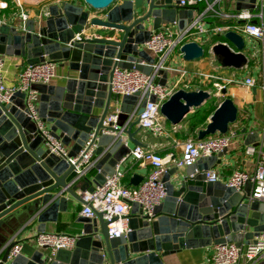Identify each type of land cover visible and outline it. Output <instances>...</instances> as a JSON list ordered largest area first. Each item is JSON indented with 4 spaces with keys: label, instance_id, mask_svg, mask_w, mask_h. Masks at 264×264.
I'll list each match as a JSON object with an SVG mask.
<instances>
[{
    "label": "water",
    "instance_id": "water-1",
    "mask_svg": "<svg viewBox=\"0 0 264 264\" xmlns=\"http://www.w3.org/2000/svg\"><path fill=\"white\" fill-rule=\"evenodd\" d=\"M236 1L237 10L253 9L256 3ZM119 2L49 0L37 17L25 24L0 26V55L26 58L28 65L48 59L61 67L68 66L69 74L60 86L32 87L40 93L39 116L65 146L74 144L69 158H76L92 140L97 159L94 178H90L92 169L80 180L74 165L46 149L41 132L26 111L25 93L18 92L9 103H0V230L8 229L28 213L39 223V233L47 232V224L57 223L59 213L68 211L69 198L86 204L81 193L93 191L92 185L104 184L106 177L115 173L117 165L132 151L129 140L142 146L132 137L137 121H130L134 111L141 114L148 103L145 99L139 104L140 94L123 97L117 122L105 125L114 108V71L136 69L150 75L152 68L141 62L155 63L143 49L152 30L177 23L183 32L194 22V11L179 9L180 0ZM45 8L48 15L43 12ZM85 30L91 38L76 41V35ZM225 40L236 51L218 43L212 48L213 56L222 69L244 72L249 61L243 37L228 32ZM181 52L188 62L205 57L204 48L197 42L185 44ZM160 75V84L167 86L169 72L161 71ZM221 92L227 98L216 106L209 123L198 132L200 140L227 134L238 120V107L228 97L227 89ZM213 98L205 90L181 89L163 104L161 114L177 126ZM96 109L100 113H95ZM213 158L188 167L185 177L178 178L175 184L169 182L167 172V198L155 210L156 220L140 218V209L134 205L131 232L125 236L110 238L108 222L98 213L96 219L80 220L84 226L74 249L59 250L54 256L38 250L30 258L21 254L11 258L15 245L11 243L3 250L0 264H164V258L184 249L250 244L264 232V203L251 201L249 192L242 194L223 183H207L204 172L213 165ZM179 171L173 168L171 176L180 175ZM147 172L145 169L134 175L131 184L139 186Z\"/></svg>",
    "mask_w": 264,
    "mask_h": 264
},
{
    "label": "built area",
    "instance_id": "built-area-1",
    "mask_svg": "<svg viewBox=\"0 0 264 264\" xmlns=\"http://www.w3.org/2000/svg\"><path fill=\"white\" fill-rule=\"evenodd\" d=\"M150 2L151 0H145ZM224 0H180L179 6L183 9L193 10L198 13L194 22L183 32L178 30L177 23L163 25L157 30H152L150 39L143 45V49L155 60L154 64L145 61L141 65L152 68V73L147 75L136 69L117 68L113 74L111 88L113 92L114 108L108 113L105 125L116 123L120 114L121 99L125 96L140 94L141 104L145 99L148 103L141 114L137 110L131 115L130 121H137V126L151 133L155 137H163L166 134V119L161 114V107L177 91L183 89L190 91L192 77L187 72L178 70L180 79L174 87L162 86L159 79L161 71H175L168 65L170 56L175 52H181V48L191 42H197L204 48L205 54L211 56L212 48L218 43L227 44L232 51L236 49L225 40L228 32H235L245 41L244 54L249 64L245 69L246 76L240 81L237 77L222 79L220 76L201 74L199 78L204 81L218 80L225 85L240 82L247 89H253L257 85V79L250 75L256 71L263 77L262 90L264 91V0H256L253 9H244L237 12H225L220 9ZM204 6L203 11L199 10ZM48 15V12H44ZM22 22L29 20L28 14L22 15ZM91 38L85 30L77 34L75 40ZM6 58L0 55V103H9L18 92L26 94V111L33 120L44 138L46 149L53 155L67 159L76 167L79 179L82 180L94 167L93 157L95 146L90 140L84 150L76 157L69 158V151L64 143L52 135L49 127L40 118L38 104L40 95L32 87L34 85H50L56 78L59 63L45 60L34 65H27L19 75L17 86H9L5 77ZM191 78V79H190ZM238 80V81H237ZM218 87V91L227 89V86ZM210 92V91H208ZM212 93V92H210ZM213 94V93H212ZM151 97L155 101H150ZM237 136L236 128H229L227 134H216L205 139L189 138L181 144L180 157L173 153L165 156L155 151L136 146L129 155L117 165L115 173L106 177L104 184L95 186L93 191L81 193L84 204L83 215L89 219H96L97 214L103 215L108 222L110 238H120L131 232L130 220L132 209L137 205L140 212L137 215L147 222L156 220L155 210L163 204L167 198V188L163 182V176L170 168L183 170L198 163V161L223 153L227 150L233 139ZM256 153L254 147L247 149L248 155ZM130 160L140 162L147 167V174L143 182L137 187L125 184L127 165ZM207 183H223L229 188L242 192L244 187L252 183L253 189L250 195L251 201L264 203V161L251 175L244 171H235L224 179L217 169H209L204 172ZM78 236L68 233L45 232L38 233L32 239V243L39 250H46L54 256L59 250H72L75 248ZM23 245L15 244L10 257L21 254ZM264 263V232L260 233L254 242L250 244L225 243L214 247L208 257V264H261Z\"/></svg>",
    "mask_w": 264,
    "mask_h": 264
},
{
    "label": "crops",
    "instance_id": "crops-1",
    "mask_svg": "<svg viewBox=\"0 0 264 264\" xmlns=\"http://www.w3.org/2000/svg\"><path fill=\"white\" fill-rule=\"evenodd\" d=\"M48 1L49 0H0V26L15 22L23 23L21 19L23 14H28L29 20L36 18L38 11L44 8V5ZM123 1L125 0H120L119 3L121 4ZM243 3L245 5H254L253 0H244ZM173 6H176L175 2ZM219 7L225 12L233 13L239 11L237 10L236 0H224ZM179 9L183 8L179 6ZM43 12H47V8H45ZM197 16L198 13H194L195 19ZM4 57L6 58L5 77L7 84L9 86H17L19 83L20 71L28 65L27 60L26 58L18 56L5 55ZM168 65L174 67L176 70L169 72L167 86L171 88L174 87L181 77L179 71L182 70L192 77L193 82L192 84L190 83V91H210V86H215L214 84L220 83L218 80L204 81L199 78L201 74L220 76L224 80L237 77L240 81L247 75L245 71L239 72L236 70L222 69L216 58L209 53H206L205 57L200 60L188 62L179 51H175L170 56ZM68 74V66L61 67L59 64L56 71V78L48 86H60L67 78ZM250 75L257 79V85L255 87L257 88L256 93L254 92V88L247 89L238 80V82L227 86L228 97L234 101L239 110L237 122L230 126V128L237 129V136L233 139L227 150L214 156L213 165L209 168L217 169L224 179H228L235 171H244L253 175L264 161L263 77L261 73L256 71L252 72ZM161 79L162 77L159 79V82ZM216 106L217 105L213 107L216 108ZM95 113H100V110L96 109ZM193 115L194 113L188 115L183 122L177 126L172 125L166 120V134L163 137H155L136 125L132 130L133 140L141 143L142 147L145 149L155 151L163 156L173 153L175 156L180 157L182 154L181 144L189 138H198V132L204 129L209 123L208 119L205 124L200 125L195 132H192L190 131V125L193 122L191 119ZM73 145L72 143L70 146H66L69 152ZM128 146L132 150L136 147L130 140L128 141ZM250 147L256 149L255 154H247V149ZM93 162L95 166L97 162L95 156L93 157ZM146 168L147 167L143 166L140 162L130 160L127 165L124 179L125 184L130 187H136L131 184V178L141 171H144ZM172 169L173 168H170L168 170V179L171 184H175L178 178H181V176L185 177L187 168L180 170V175L174 176H171ZM92 172L93 174L90 177L91 180L94 178L96 171L93 169ZM166 176L167 173L163 176V182ZM92 186L95 187V185ZM252 189L253 184H247L241 193H251ZM78 193L80 194V192ZM83 208L84 204L69 198L68 211L66 213H59L57 223H48L47 232L68 233L75 236L81 235L84 225L80 220L86 218L82 213ZM38 233L39 223L37 220L30 218L28 213L21 215L20 218L10 224L8 229L0 230V259L3 256L5 247L11 243H21L23 245L21 255L26 258L32 257L39 249L35 247L31 239ZM214 247L213 245L206 248L200 247L180 250L164 258L163 261L164 264H208V257L212 253Z\"/></svg>",
    "mask_w": 264,
    "mask_h": 264
},
{
    "label": "trees",
    "instance_id": "trees-1",
    "mask_svg": "<svg viewBox=\"0 0 264 264\" xmlns=\"http://www.w3.org/2000/svg\"><path fill=\"white\" fill-rule=\"evenodd\" d=\"M204 6H201L199 10L203 11ZM216 110L213 106H206L204 107L200 112L194 114L192 116L193 122L190 125V131L195 132V130L200 126L207 122V120L210 118V116L214 113Z\"/></svg>",
    "mask_w": 264,
    "mask_h": 264
},
{
    "label": "rangeland",
    "instance_id": "rangeland-1",
    "mask_svg": "<svg viewBox=\"0 0 264 264\" xmlns=\"http://www.w3.org/2000/svg\"><path fill=\"white\" fill-rule=\"evenodd\" d=\"M31 1V0H29ZM220 83H218L220 86H228V85H225L223 83V81H219ZM218 87H215V86H210L209 87V90L213 93V100H211V102L208 103V107H210L211 105L212 106H215V105H218L220 102L224 101L225 98H227V96L223 95L222 92H219L218 90Z\"/></svg>",
    "mask_w": 264,
    "mask_h": 264
}]
</instances>
